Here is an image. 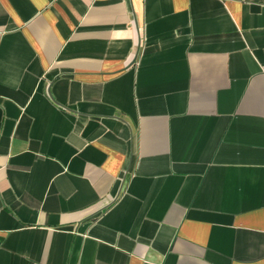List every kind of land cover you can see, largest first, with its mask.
I'll use <instances>...</instances> for the list:
<instances>
[{"label": "crops", "instance_id": "crops-1", "mask_svg": "<svg viewBox=\"0 0 264 264\" xmlns=\"http://www.w3.org/2000/svg\"><path fill=\"white\" fill-rule=\"evenodd\" d=\"M0 264H264V0H0Z\"/></svg>", "mask_w": 264, "mask_h": 264}]
</instances>
